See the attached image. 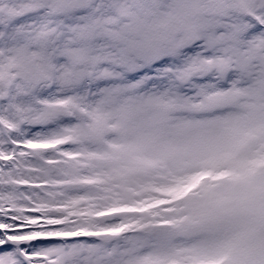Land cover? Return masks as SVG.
<instances>
[{
	"label": "snow or ice",
	"instance_id": "obj_1",
	"mask_svg": "<svg viewBox=\"0 0 264 264\" xmlns=\"http://www.w3.org/2000/svg\"><path fill=\"white\" fill-rule=\"evenodd\" d=\"M0 264H264V0H0Z\"/></svg>",
	"mask_w": 264,
	"mask_h": 264
}]
</instances>
